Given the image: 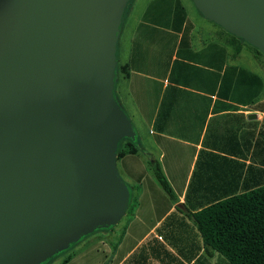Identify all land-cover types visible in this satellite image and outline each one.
<instances>
[{
  "label": "water",
  "instance_id": "obj_1",
  "mask_svg": "<svg viewBox=\"0 0 264 264\" xmlns=\"http://www.w3.org/2000/svg\"><path fill=\"white\" fill-rule=\"evenodd\" d=\"M127 0H0V264H38L125 213L112 95ZM264 53V0H192Z\"/></svg>",
  "mask_w": 264,
  "mask_h": 264
},
{
  "label": "crops",
  "instance_id": "obj_2",
  "mask_svg": "<svg viewBox=\"0 0 264 264\" xmlns=\"http://www.w3.org/2000/svg\"><path fill=\"white\" fill-rule=\"evenodd\" d=\"M119 28L114 97L137 127V152L116 160L139 188L116 239L114 226L98 228L105 257L231 264L204 244L189 213L264 185V53L242 42L234 54L230 35L192 0H133Z\"/></svg>",
  "mask_w": 264,
  "mask_h": 264
},
{
  "label": "trees",
  "instance_id": "obj_3",
  "mask_svg": "<svg viewBox=\"0 0 264 264\" xmlns=\"http://www.w3.org/2000/svg\"><path fill=\"white\" fill-rule=\"evenodd\" d=\"M226 32L233 39L229 43L234 47V54L239 51L240 43L248 44L244 39ZM237 40L240 41L239 45L236 44ZM134 143L135 139L121 138L116 147V159L136 153ZM152 170L161 188L174 199L171 185L157 162ZM136 203V198L131 195L126 213L132 214ZM189 216L195 222L204 244L218 251L231 264H264V185L216 201L197 212L189 213Z\"/></svg>",
  "mask_w": 264,
  "mask_h": 264
},
{
  "label": "rangeland",
  "instance_id": "obj_4",
  "mask_svg": "<svg viewBox=\"0 0 264 264\" xmlns=\"http://www.w3.org/2000/svg\"><path fill=\"white\" fill-rule=\"evenodd\" d=\"M129 2H133V0H127L125 6L129 4ZM120 29V28H119ZM118 33L117 32V38H118ZM116 45H117V40H116ZM115 61H116V66H115V75L117 71V63H118V57L115 51ZM114 82H115V76H114V81H113V87H112V95L114 98V101L116 103V106L118 109L122 111L124 116L128 119L130 124L132 125L135 133L137 127L134 125L133 120L130 118V116L126 113V111L122 108L120 105L119 101H117L116 97H114ZM135 140H136V135H135ZM136 144V143H134ZM118 160V159H117ZM115 160V169L117 172L118 177L120 180L125 183L129 190V197L133 195L134 191L139 188V185L136 180H129L128 177H126L125 173L122 171L120 163ZM125 216L122 215L119 217L118 221L113 224L111 227L114 226L115 231L113 235L111 236V239H116V234L118 233L117 230H121L123 226ZM107 227V226H106ZM98 228H105V227H96L95 229H92V231L81 235L77 240L74 242L70 243L67 245L65 248L58 249L52 253L49 257L44 259L38 264H103V263H109V257H105V246L104 242L106 238L104 237V232L100 231L103 229H98ZM109 229V228H106ZM116 232V233H115ZM120 232V231H119ZM71 258H74L72 261H70ZM67 260V262H65ZM70 262H69V261Z\"/></svg>",
  "mask_w": 264,
  "mask_h": 264
}]
</instances>
